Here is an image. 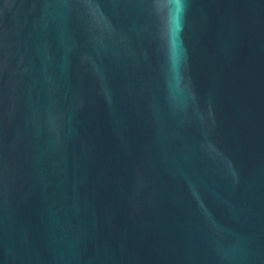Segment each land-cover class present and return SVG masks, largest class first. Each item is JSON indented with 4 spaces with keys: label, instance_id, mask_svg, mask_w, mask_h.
I'll list each match as a JSON object with an SVG mask.
<instances>
[{
    "label": "water",
    "instance_id": "water-1",
    "mask_svg": "<svg viewBox=\"0 0 264 264\" xmlns=\"http://www.w3.org/2000/svg\"><path fill=\"white\" fill-rule=\"evenodd\" d=\"M0 264H264V0H0Z\"/></svg>",
    "mask_w": 264,
    "mask_h": 264
}]
</instances>
